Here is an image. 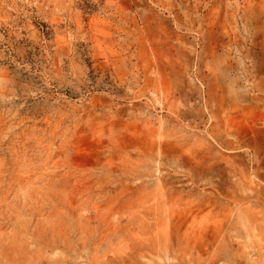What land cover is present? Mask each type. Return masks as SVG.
<instances>
[{"label":"rangeland","instance_id":"1","mask_svg":"<svg viewBox=\"0 0 264 264\" xmlns=\"http://www.w3.org/2000/svg\"><path fill=\"white\" fill-rule=\"evenodd\" d=\"M256 208L264 0H0V264H213Z\"/></svg>","mask_w":264,"mask_h":264},{"label":"crops","instance_id":"2","mask_svg":"<svg viewBox=\"0 0 264 264\" xmlns=\"http://www.w3.org/2000/svg\"><path fill=\"white\" fill-rule=\"evenodd\" d=\"M231 212L233 215H230ZM242 213L243 210L239 209L213 213L209 215L211 220L204 222L208 227L202 229L204 232L222 234L220 239L226 240L223 253L220 247H210L209 260L213 259L210 263L226 260V264H264V209L250 210L248 220L242 218ZM246 234H249L250 242H247Z\"/></svg>","mask_w":264,"mask_h":264}]
</instances>
